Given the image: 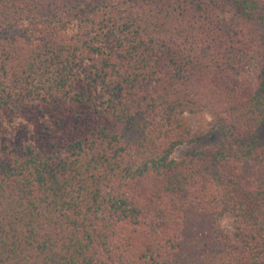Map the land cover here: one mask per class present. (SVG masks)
<instances>
[{
  "label": "trees",
  "instance_id": "1",
  "mask_svg": "<svg viewBox=\"0 0 264 264\" xmlns=\"http://www.w3.org/2000/svg\"><path fill=\"white\" fill-rule=\"evenodd\" d=\"M263 132L264 0H0V264H264Z\"/></svg>",
  "mask_w": 264,
  "mask_h": 264
},
{
  "label": "rangeland",
  "instance_id": "2",
  "mask_svg": "<svg viewBox=\"0 0 264 264\" xmlns=\"http://www.w3.org/2000/svg\"><path fill=\"white\" fill-rule=\"evenodd\" d=\"M183 118L189 124L191 130H193L194 132L204 135L208 133L210 117L207 113L201 112L198 114H185ZM215 139H216L215 135L214 136L208 135L207 137L196 143L182 145L177 149H175V151L172 154V157L174 159H181L187 156L188 154H190L191 152L207 147L208 145L212 144ZM259 143H264V132L261 133V135L259 136ZM221 224L223 230L229 236L233 237L234 224L232 218L229 217L228 215L223 217L221 220Z\"/></svg>",
  "mask_w": 264,
  "mask_h": 264
}]
</instances>
